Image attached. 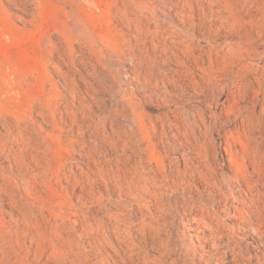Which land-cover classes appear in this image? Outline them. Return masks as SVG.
Instances as JSON below:
<instances>
[{"label": "rangeland", "instance_id": "1", "mask_svg": "<svg viewBox=\"0 0 264 264\" xmlns=\"http://www.w3.org/2000/svg\"><path fill=\"white\" fill-rule=\"evenodd\" d=\"M0 264H264V0H0Z\"/></svg>", "mask_w": 264, "mask_h": 264}]
</instances>
